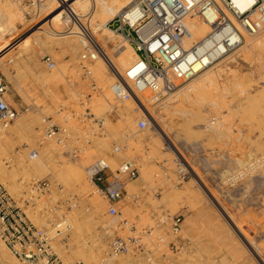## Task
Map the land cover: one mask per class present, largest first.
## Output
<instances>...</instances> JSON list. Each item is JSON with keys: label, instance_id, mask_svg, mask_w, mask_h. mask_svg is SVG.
Wrapping results in <instances>:
<instances>
[{"label": "rangeland", "instance_id": "obj_1", "mask_svg": "<svg viewBox=\"0 0 264 264\" xmlns=\"http://www.w3.org/2000/svg\"><path fill=\"white\" fill-rule=\"evenodd\" d=\"M5 1L13 2V4L18 7H16L17 10L22 9L21 12H19L25 16L26 22H32V24L30 23L31 25L28 26V30L26 28L25 31L14 40L15 42H13L12 45L10 44L7 46L8 48L6 47L3 50L4 52L2 51L0 53V55L10 54L7 56L5 55L3 68L0 67V76L9 84L8 102L18 111V117L22 114L32 112V110H38L39 112L43 111L45 114L42 112V117L44 120H47L45 124L46 130L49 121H54L53 123L60 128L62 126L66 127L63 118L64 113L65 115L70 114L72 117V112L77 113L79 111V115L93 112L96 117L105 120L98 125L96 121H94L93 115L80 119H78V117L72 118L73 121L76 120L78 122L75 128H73L76 132L74 130H67V139L64 140L62 144L60 143V147L56 143L58 154L55 155V164L59 163L58 165H63V160H65L64 162L68 161L70 164H79L80 161H83L87 156L86 153L89 154L93 152L94 146H96L99 139L106 138L108 148L104 151L105 155L99 153L92 154L93 156L89 164H93L96 160L98 161L99 159H105V157L108 158L120 154L122 146L133 140L132 142L135 144L140 141L142 145L139 143V148L132 153V156L127 159L124 158L123 161L135 162L139 166L140 174L142 169L147 168L152 175V182H141L138 193L134 197H130L128 201H122V209L119 216L112 218L106 215V222L111 223V221H113L112 224L114 228L110 229L104 227L101 224V218L100 220H90L87 218L86 222L90 225L88 224L82 232L80 238L82 243H80L84 246L87 245V248L88 246L92 248L95 241H102L106 247L104 257L109 259V245L114 238H129L136 236L139 238L142 237L143 242H147L148 249L153 251V264H264V171L255 175L238 188L227 189L224 185L226 178L239 167L240 163H245L255 159V157L264 155V134H262L264 133V59L262 60V57L258 56L257 53L240 58L238 63H233L231 64L232 66L230 65L232 71L219 74L215 83H209L207 85L205 89L206 93L204 92L203 96L185 89L172 98L168 96L158 104H149L147 100H144V106L154 115L156 121L160 125L166 126L169 130L168 136L170 141L166 138V142L165 140L164 143L162 142L164 145H162V152L155 154L150 145L151 139L160 138L161 141H163V139H161L159 135V130H156L157 125H155V123L150 125L148 119L147 128L149 130L147 128L143 131L138 129V120L142 117L143 113L141 111L142 107H135V112L132 113V121L134 122L136 120L135 123H133L135 129L131 127L128 128L127 126H125L123 131L120 129L122 136L118 140H114L106 135L108 134V122H111V124L117 128L120 126L118 123L122 122V106H120V104L118 106L113 101L112 105L108 107V112L97 114L93 107L92 111L90 110L91 108L88 105L91 102L90 99L93 98L94 102L96 94H98L97 92L93 97L94 92L97 90H93L91 85L93 86L96 84L98 88H100V86L95 80H92V75L89 78L85 76L80 65L79 56L76 57V60L80 65H78L80 68L78 78H80L79 80H81V82L77 80L76 76H69L65 73V77L63 76V78V73L60 72L59 67H61V64L65 65V63L71 62L73 57L66 53H57L55 57L47 52L45 48L42 49V47L36 45V47H33L35 41L33 42L34 39L30 36L31 40L27 48L29 47L28 49L30 50L33 47L30 53L33 51L34 59L28 64L27 58L25 54H23L27 50L20 49L17 46L20 42L25 40L27 36L31 35L30 32L33 33L36 29L35 26L37 23L34 22V20L37 17V12H35L34 9L39 5L40 0ZM47 1L48 0H45V2ZM66 14L68 13L63 14V18L66 17ZM90 16L89 14L87 17ZM87 17H83L86 20L82 21H84L88 27L89 23H87ZM113 18L114 17L110 16L104 18L103 25L110 28L108 24L110 23L113 25ZM43 23H45V21ZM70 26L71 23H69L68 26L66 24L64 26L66 27L64 28L65 31L68 30ZM93 31L94 30H92V32ZM119 39L120 37H118V41ZM101 46L105 47L108 53L112 55L116 54L115 50H112L113 46H105L103 44ZM79 48L78 54L81 55L82 48L81 46ZM233 56L234 54L231 57ZM13 57L14 63L9 64L8 60ZM48 57L54 63V68L52 69H50L46 63V58ZM97 59H99V57ZM55 70L62 74H60L61 78L66 80V82L63 81L64 83H68V85L73 84L75 89H78L79 85L84 80L86 83L88 82V85L83 89H78V96L81 93H86V97H81L82 99L84 98L83 100H79L80 97H77L78 100L69 105H67L68 101L63 99L57 108L50 106L49 111L46 112L44 105L46 104L47 106L49 101L43 93V86H41L43 85V81L41 79H43L44 74H52ZM213 72H215V69ZM189 82L190 80L185 81L175 92ZM198 98H202L204 101L206 100V103L201 106L197 105L200 104ZM40 101L44 102L39 104ZM64 103L66 105H64ZM112 106L116 107L115 111H113ZM31 107H34V109ZM180 107H183V109H180ZM180 110L182 111L180 112ZM198 110L203 112L202 116L204 114V118L201 116L200 118H191L188 120L183 114L190 111L197 112ZM207 110H211L212 114H210L209 111L207 112ZM55 112H58L57 115H62L64 124L55 117ZM80 121L81 123H79ZM14 123L10 124L8 127H11ZM104 123H106V125H104ZM90 124L97 128L95 135L93 133L95 128L92 131ZM126 128L128 130H126ZM80 132H82V136ZM88 132L93 134V138L89 137ZM144 132L149 133L142 135ZM131 133L135 134L133 135ZM46 135L44 138L37 139L34 142V149L37 151L41 150L44 146V140L48 137V135ZM58 137H63V135H57L53 138L58 141ZM168 142H170V144L172 143V148L173 145H175L178 150L182 152L184 159L189 165H187L185 160L179 159L177 155H171L173 153L171 145L168 146ZM255 144L259 145V149H257L258 145ZM115 146L120 148L117 153H113ZM260 148H262V151ZM242 149L244 150L242 151ZM15 151L22 152V148L17 146ZM74 152L78 153V157L73 156ZM254 152L256 155H253ZM14 156V153H12L11 157H13V159ZM168 158H170V161ZM5 161L9 162L7 159ZM89 164L84 165V176L88 184H90L91 189L95 190L88 181L87 168L90 167ZM8 165L11 166L12 163L10 162ZM178 165L186 174V178L181 183H179L178 178ZM118 167L119 166H117V168ZM11 168L12 167H10V169ZM32 178L34 180L36 179L35 177ZM32 178L29 181L23 182L25 188H22V192L28 191V186L33 181ZM199 178L213 196L208 193L209 191L207 192V189H205ZM38 179H47L51 183V194L47 193L44 197H40L39 199H43L44 203H47L46 207L49 205H53L50 206L51 208L56 207L55 205L59 202L56 209L65 216H71L74 211L85 212L83 214L88 215L91 211L90 198L80 194L72 185L66 186L65 182L62 183L63 180H55L52 175H44ZM189 183L192 184V186H188ZM175 187L180 191H185V187H188L192 190L194 195L196 194L197 198H200H198V201L196 200L197 202L193 203L190 201L188 202L187 199H181L177 202L178 206L176 205L177 207L175 206L176 208H173L170 204H166L167 201L164 198L166 194L174 190ZM59 189H63V191L60 192ZM100 195V193L97 194L99 197ZM126 195L127 192L124 194V198ZM51 198L52 201L49 202ZM100 198L105 200L102 195ZM75 201L76 203H74ZM104 202L107 208L106 200ZM128 202L132 206L133 212H135L133 218L131 217L133 216L132 214L131 216L125 215ZM152 202L153 204H151ZM167 206H170L171 209L169 207L167 208ZM145 213L149 214L148 220H139V218L142 219ZM163 215H181L183 224L181 233L178 237L172 234L168 226L164 228L163 226L157 227V220L161 219ZM228 215L238 226H241L244 235L237 232V229L231 223ZM60 220L64 221V223L66 222L64 216L60 218ZM126 221L129 223V225L126 224L127 226L123 225ZM69 223L58 228L59 231L69 227ZM134 226L139 227V230H136ZM112 229L115 230L108 233V231H112ZM151 229H154L156 233L153 232L154 230L152 231L154 234L152 232L150 233L149 230ZM161 237L164 239V242L158 245V239ZM172 241L179 242L178 246L181 245L182 247L178 250H171L169 248V243ZM72 243H74V228L73 230L70 228L67 232L65 240L67 246H65L66 250L64 251L66 257H64V259L71 264H77L78 262L85 264L84 260H81L82 258L80 259V257L74 255L71 248ZM180 254L185 256H181ZM105 258L103 260H105ZM120 258L132 259L134 262L132 264H151L147 261L146 254L122 256Z\"/></svg>", "mask_w": 264, "mask_h": 264}, {"label": "bare ground", "instance_id": "obj_2", "mask_svg": "<svg viewBox=\"0 0 264 264\" xmlns=\"http://www.w3.org/2000/svg\"><path fill=\"white\" fill-rule=\"evenodd\" d=\"M135 1L136 0H48L47 2H45V0L39 1V5L34 9L35 12H37L36 13L37 17L34 20V22L37 23L35 26L36 29L34 30L33 33L30 32L31 35L27 36L25 40L20 42L17 47H19L20 49L27 50L23 54H25L28 64L31 63L34 59L33 51L32 53L30 52H31V49L36 46H40L42 47V49L45 48L47 52L51 53L55 57L57 56L56 55L57 53L58 54L66 53V54H70L73 57L71 62L67 64L65 63V65H62V64L60 65L61 67H59V70L60 72L63 73V75L59 72H56L55 70V72H53L52 74H49V75L48 73L44 74L43 79H41L43 81V83L41 82L43 84L41 85L43 86V90H44L43 93L45 97L48 99L49 104H50V105L48 104L47 106L46 104L45 105L43 104L45 106L44 109H46L45 110L46 112L49 111L50 106L53 108H57L63 99L67 100L68 101L67 105H69L71 103H75L78 100L77 97H80L79 100L84 99V98L82 99L81 97H86V93H81L82 95L79 94L78 96V89H83L86 85H88L87 84L88 82L86 83V81L84 80L79 85L78 89H75L73 84L68 85V83L67 84L64 83L66 82V80H63L60 76L61 74L62 77L63 76L65 77L64 73L68 74L69 76H73V77L76 76L77 80L81 82V80H79L80 78H78V75L80 72L79 70L80 65H79V62H77L76 57L79 56V59H80L81 55L78 54V50L80 49L79 48L80 46L82 48L83 40L78 35L79 34L78 25L72 23L70 28L65 31L64 28L66 27L64 26L66 24L68 26L69 23H68V18L64 17L65 22H66L65 24L64 18H63L64 13H68L69 16L70 15H73L75 17L78 16L82 20H86L83 17L85 16L87 17L89 16V14L91 15L90 17H87V23H89L91 32L92 30H94L92 32L93 37L95 39L94 41L98 43V45L100 46L103 55H100L99 59H96V61L94 62L91 68L92 80H95L100 86V88H98L96 84H94L95 86L91 85L93 90H97L96 92H94L93 97L97 92L98 94H96L94 102H93V98L90 99L91 102L88 105L91 108L90 110L92 111V107H93L94 111L97 114L108 112L109 105H112V102L114 101V96L112 93V86L116 82L117 75L119 74V75L125 76V74L138 62L139 56L135 52L134 48L128 43V40L122 35L116 34V32L113 29L105 27L103 25V20L104 18L108 16L114 17V18L117 17L126 8L130 7ZM234 2L241 11L250 10L254 6L253 0H234ZM16 7L17 6H15L13 2H8V1L6 2L5 0H0V53L7 46H9L10 44L12 45L13 42H15L14 40H16L17 37L21 35L23 31H25L26 28L28 30V26L32 24V22L30 21L29 23L26 22L25 16L22 13H20L22 9L17 10L18 7L17 8ZM210 11L213 12L214 9H210ZM211 12H208L205 15L208 17L209 20L200 11L199 12L196 11L193 15L185 19V25L188 28L191 36L183 39V47L186 51H189V54H188L189 63L192 66L194 76L193 78H191L192 80L190 79V82L188 84L183 86L177 92L170 94V98L174 97L175 95L180 93V91L182 92L185 89L191 92L197 93V95L203 96L207 85L209 83L211 84L215 83L219 74L229 73L230 71H232V67H230V65L233 63H238V60L240 58H243L244 56H247V55L249 56V55H253L257 53L258 56L262 57V60L264 59V26L263 25L261 29L257 30L254 34H249L243 29V27L241 26V23L237 21L236 19H234L228 13L227 15L229 19L231 20V26H228V25L218 26L219 18L216 15H212L211 17ZM44 21L45 23H43ZM236 29H238V31L240 32L242 41L239 40L238 37H236L235 35ZM30 36L33 37L34 39L33 42L34 41L35 42H34L33 47L29 50L28 49L29 47L27 48V45L30 43V40H31ZM118 37H120L119 41H118ZM226 42L234 46L237 42H239L240 44L238 46L239 48L234 53L232 52L234 54L233 57H231L233 54L229 53V49L227 48L228 44H226ZM102 44L105 46L106 45L113 46L112 50H115L116 56L108 53L106 48L101 46ZM5 55L7 56L10 54L8 53V54L0 55V67L1 68H3L2 66L5 63L4 62ZM8 63L9 64L14 63V57L10 58L8 60ZM214 69H215V72H213ZM183 83H185V81L182 82L181 84L183 85ZM137 95L144 108H141L142 106L140 105L139 107L137 106L138 103L136 102V99L125 101L122 103V105L120 104V106H122V122H119V121H118L119 123L117 122L118 125H120V126L117 125L118 128L113 126L111 122H108V127H107L108 134L106 135L114 140H118L122 136L120 129L123 131L125 126H127L128 128L131 127L132 129H135L133 123H135L136 120L134 122L132 121V113L135 112L134 111L135 107H138V108H141V111L145 114L146 118L150 121V125L154 123L155 125H157L156 130H159L158 131L159 135L161 139H163V141H161L160 138H155V139L152 138L151 141L150 140L149 141L151 142L150 145L152 147L153 153L155 154L160 153L162 152L161 149L163 150L162 147L164 146L162 142L164 143V140L166 142V138L167 140H169V136H168L169 130L166 126L160 125L156 121V118L154 117V115L144 106V100L145 101L147 100L149 104L154 103L152 99L153 98L152 94L149 91H145L142 93H137ZM205 101L202 98H198V102L200 104H197V105L199 106L204 105V103H206ZM42 102L40 101L39 104ZM64 105L66 104L64 103ZM117 105L119 106V104ZM40 107H43V106H40ZM31 108L34 109V107H31ZM180 109H183V107H180ZM201 110H198L197 112L190 111L187 113H183V112L182 113L189 120L191 118H200L203 113ZM37 111L38 110H32V112L30 113L20 115L15 120L14 125H12L11 127H8L9 125L6 127H0V180L8 187L9 191L15 195L21 194L22 188H25V186L23 185V182L29 181L32 177H35L36 179H38L44 175L46 176L52 175L55 178V180H60V181L63 180L62 183L65 182L66 186L72 185L73 188H76V190L80 192V194L86 195L88 198H90V210H91L88 215L83 214L85 212L82 213L80 211H74L71 214V216L70 215L64 216V219L66 218V222L64 224H61V226L58 227L60 228L64 226L65 224L67 225V223L70 222L69 227L72 228V230L74 228V243L71 244V248H72V251L74 252V255L75 256L77 255V257H80V259L82 258L81 260H84L85 264H132L134 263L132 259H123L120 257L106 259L104 257L106 247L104 246L102 241H98V242L95 241V244L93 246L91 245L92 248L90 246H88L87 248V245L84 246L83 244H81L82 242L80 241L82 232L84 231L85 227H87V225L89 224V223L87 224L86 222L87 218H89L90 220L91 219L100 220L101 218L102 220L101 224L104 227L110 228V229L114 228V225L112 224L113 221H111V223L106 222V219L108 217V211L106 208V203L104 202L105 200H102L103 198L102 199L100 198L101 195L100 197L97 196L99 192L91 189L90 184H88V182L86 181V177L84 176L85 172L83 170L85 167L84 165L89 164L93 156L92 154L99 153V154L105 155L104 151L108 148L107 139L106 138L99 139L96 143V146H94L93 152L89 154L86 153L87 156L83 159V161H80L79 164H76V163L70 164L68 163V161L64 162L65 160H63V165H58L59 164L58 162H57L58 164H55V155L58 154V148H57L56 143L60 147V141H56L52 136H48L46 137V140H44V143H43L44 146L41 148L40 151H37L36 149H34V142L37 139L44 138L45 135L47 134L45 133V130H46L45 124L47 120H44V118L42 117V114L44 112L42 111L43 112L42 113V112H39V111L37 112ZM181 111L182 110H180V112ZM208 111L210 114H212L211 110H207V112ZM58 112H55L54 115L55 117L58 118V120L61 121L62 124H64V121L62 120V115L60 114L57 115ZM64 115H63V118L65 120L66 127H63V126L62 127L64 129V132L68 133L67 130H70V131L74 130L73 128H75L78 122L76 120L73 121L74 118L71 117L70 114L65 115V116ZM91 115H93L94 119L97 121H99L100 119L101 121L104 120L103 118L96 117L93 112H91ZM202 117L204 118V114ZM79 123H81V121ZM106 123H104V125H106ZM96 129L97 128L94 129V132H93L94 135L97 132ZM126 130L128 129L126 128ZM149 132H144V134L142 135H146V133H149ZM81 133L82 132H80V134ZM89 133H90L89 137L93 138L92 136L93 134H91V132ZM132 141L122 146V151L120 152V154L113 156V157H108V158L105 157V162L112 171L116 170L117 166H120L124 158L127 159L130 156H132V153L135 152V150L139 148L138 144L140 143V141L137 142V144H135ZM61 144H62V141H61ZM140 145L142 144L140 143ZM170 145H171V149L173 153L171 155L174 156L175 154L177 155V157H179V159L185 160L182 155V152H180V150H178V148L175 145H173V148H172V143L170 144V142H168V146ZM255 145H258V144H255ZM17 146L22 148V152L15 151ZM258 147L259 145L257 146V149H259ZM261 149L262 148H260V150ZM34 150L37 151V155L35 156V158L31 156V151H34ZM243 150L244 149H242V151ZM12 153H14L15 155L14 159L13 157H11ZM254 154L255 152L253 153V155ZM173 156H172V159H173ZM6 159L9 160V162H6L5 161ZM168 159L170 161V158ZM10 162L12 163L11 166L8 165V163ZM247 164L249 163L248 162L240 163L237 169L239 168L242 169L246 167ZM89 165L91 166L92 164H89ZM187 165L189 164L187 163ZM10 167L12 168L10 169ZM263 171L264 169L261 172ZM32 180L34 179L32 178ZM151 180H152V175L150 171L147 168L142 169L140 177L127 185L126 187L127 195L123 201H128L130 197H134L138 193V189L140 187L141 182L149 183ZM190 183L188 184V186H192V184ZM203 185L205 189H207V192L209 191L208 193L211 196H213V194L210 193V190H208V188L206 187L204 183ZM41 197H44V195H42ZM198 198L196 197V194L194 195L192 193V190L188 187H185V191H180L179 189L175 187L174 190L166 194L164 199H166L167 201L166 204L168 203L171 205V207L173 206V208H176L178 206L177 202L180 201L181 199H187L188 202L190 201L193 203V202H197ZM153 202L151 204H153ZM37 204L39 205L37 207V212L40 211L41 216L37 214L36 216H33V220L38 225L45 224L46 220H55V222L58 220L60 221V218L62 215L60 211H58L57 209L50 210L51 207H48V206L46 207L47 203H44L43 199L39 200ZM127 205L128 206L125 209L126 210L125 215L131 216V214L132 215L135 214L129 202L127 203ZM168 207L171 209L170 206H167V208ZM145 211H148V210H145ZM148 215H149L148 213L147 214L145 213L142 219L139 218V216L138 218L139 220L146 221L148 220ZM131 217L133 218L134 215ZM228 218L231 220V223L233 224V226H235V228L237 229V232L241 233V235H244V232L242 231L241 226L240 225L238 226V224L229 215H228ZM123 225H126V224H123ZM127 225H129V223H127ZM136 226H134V228ZM184 226H185V221H184ZM135 229L139 230V227H136ZM113 230L115 229H112V231L111 230L108 231V233L113 232ZM56 231H59V229ZM153 232L156 233L155 230ZM56 249H57V252H59L61 256L66 257V254L64 252L66 248L64 246L58 245L56 246ZM180 255L185 256L182 254ZM104 258L105 260H103ZM0 264H21L11 254L9 249L4 245V243L1 240H0Z\"/></svg>", "mask_w": 264, "mask_h": 264}, {"label": "built area", "instance_id": "obj_3", "mask_svg": "<svg viewBox=\"0 0 264 264\" xmlns=\"http://www.w3.org/2000/svg\"><path fill=\"white\" fill-rule=\"evenodd\" d=\"M253 2L252 9L241 11L234 0H136L114 18L113 25L108 24L116 34L128 40L139 56L138 62L125 76L117 75L116 82L112 86L115 103L122 104L125 101L136 99L137 106L144 108L137 93L145 91L152 94L154 104L161 103L163 99L174 93L182 82L194 76L189 63V51L183 47V39L191 36L185 25V19L196 11H200L205 16L211 12L210 9H214L211 17L212 15L218 16V26H231L228 13L241 23L247 33L254 34L261 29L262 25L264 26V0H253ZM205 17L208 19L207 16ZM66 18H68V23L79 27L78 35L83 40L80 65L85 76L89 78L92 65L100 55H103L102 50L94 41L90 27H87L81 18L68 14ZM235 35L242 41L238 29ZM226 44H228L229 53L236 51L240 45L239 42L235 46L227 42ZM46 63L50 69L54 68V63L49 57L46 58ZM8 96L9 84L0 76V127L14 123L18 117V111L8 102ZM115 109L116 107L113 111ZM72 117H78V119L91 117V113L79 115V113L72 112ZM94 121L98 125L102 122L101 120ZM91 125L90 128L92 127L93 131L94 127ZM147 126V118L142 113V117L138 120V129L143 131ZM46 133L52 137L63 135V137H58L60 143L67 139L64 129L52 121H49ZM119 150L120 148L115 146L113 153ZM36 155V150L31 151L33 158ZM73 156L78 157V153L74 152ZM248 163L246 167L235 170L226 178L224 185L227 189L238 188L261 173L264 169V155L255 157ZM87 175L93 188L106 200L108 215L115 218L121 214V203L127 192V185L139 178L140 169L135 162L123 161L116 170L112 171L105 159H99L87 168ZM178 178L179 183L186 178L181 168L178 169ZM59 191L62 192L63 189ZM51 192V183L47 179L33 180L28 186V191H23L20 195L12 194L8 187L0 181V240L21 264H71L56 249L58 245L66 246L65 240L70 227L56 231L64 223L62 219L56 222L46 220L42 225H38L33 220V216L41 214L40 211L37 212L40 197L47 193L51 194ZM49 200L51 202L52 198ZM58 205L59 202L55 206L58 207ZM50 206L53 205L48 207ZM56 207L50 210H55ZM63 216L65 215L62 214L61 218ZM157 221V227L168 226L174 236L178 237L180 234L183 224L181 215H163ZM127 223L128 221L125 222ZM153 230H149L150 233ZM163 242L162 237L158 239V245ZM178 244L179 242L172 241L169 243V248L178 250L182 247ZM140 254H146L147 261L154 263L153 251L148 249L142 237H116L110 242L108 251L110 258Z\"/></svg>", "mask_w": 264, "mask_h": 264}]
</instances>
